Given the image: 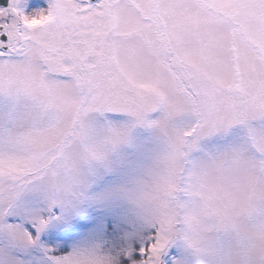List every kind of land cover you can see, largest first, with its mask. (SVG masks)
I'll list each match as a JSON object with an SVG mask.
<instances>
[{
  "label": "snow or ice",
  "instance_id": "obj_1",
  "mask_svg": "<svg viewBox=\"0 0 264 264\" xmlns=\"http://www.w3.org/2000/svg\"><path fill=\"white\" fill-rule=\"evenodd\" d=\"M0 264H264V0H0Z\"/></svg>",
  "mask_w": 264,
  "mask_h": 264
}]
</instances>
